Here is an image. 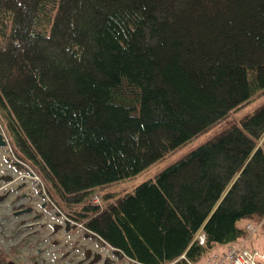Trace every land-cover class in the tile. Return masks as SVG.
Segmentation results:
<instances>
[{"label": "trees", "instance_id": "obj_1", "mask_svg": "<svg viewBox=\"0 0 264 264\" xmlns=\"http://www.w3.org/2000/svg\"><path fill=\"white\" fill-rule=\"evenodd\" d=\"M262 89L264 0H0V109L15 154L68 217L134 264L201 259L264 215V141L252 154L264 100L105 206L92 190L137 175ZM201 228L205 244L193 241ZM9 257L1 250L0 264Z\"/></svg>", "mask_w": 264, "mask_h": 264}, {"label": "rangeland", "instance_id": "obj_2", "mask_svg": "<svg viewBox=\"0 0 264 264\" xmlns=\"http://www.w3.org/2000/svg\"><path fill=\"white\" fill-rule=\"evenodd\" d=\"M263 100L264 89L231 109L208 128L149 165L137 175L98 186L92 190L90 195L93 198L95 195L101 197L98 201L101 200L100 203L105 206L106 194L116 196L132 190L137 183L154 176L166 165L215 133L231 123L239 122L242 116L252 111ZM0 132L4 133L7 141L5 145H0V184L7 182L1 176L11 175L12 178L11 182L0 190V194H5L4 199H0V248L9 253V259H14L17 264H85L86 261L83 258L85 252L90 249L94 252L109 253L111 257L105 256L108 263L104 261V264H132V261L125 256L116 258L115 252L111 251L109 245L103 243L99 237L88 234L83 226L65 228L64 214L66 206L64 207L60 203L57 193L50 187L47 179L42 178L41 173H39L40 178H37L36 175L32 176L29 173L30 170L36 172L38 170L30 163L23 166L16 164L18 158L13 152V136L8 127L5 112L1 109ZM241 172L236 173L229 185L234 184ZM24 174L28 175L24 176ZM27 207H30V209H26ZM247 222L254 225L255 229L252 231L247 229L245 236L240 238L237 243L244 244L251 249L258 248L264 251V215L250 220L245 218L240 220L239 223L245 226ZM262 222L263 224H261ZM200 230H203V228ZM223 247L225 245L221 244L217 245L215 249ZM114 258L117 260L113 261Z\"/></svg>", "mask_w": 264, "mask_h": 264}, {"label": "built area", "instance_id": "obj_3", "mask_svg": "<svg viewBox=\"0 0 264 264\" xmlns=\"http://www.w3.org/2000/svg\"><path fill=\"white\" fill-rule=\"evenodd\" d=\"M203 241V238H202ZM264 254L230 246L221 253L213 254L208 260L200 264H263ZM192 264V263H191Z\"/></svg>", "mask_w": 264, "mask_h": 264}, {"label": "water", "instance_id": "obj_4", "mask_svg": "<svg viewBox=\"0 0 264 264\" xmlns=\"http://www.w3.org/2000/svg\"><path fill=\"white\" fill-rule=\"evenodd\" d=\"M6 143H7V141H6V139H5L4 133H3V132H0V144H1V145H5ZM258 147H259V145L256 146V148L254 149V151L252 152V154L255 152V150H256ZM252 154L250 155V157L252 156ZM250 157H249V158H250ZM249 158H248V159H249ZM16 163L18 164L19 162L17 161ZM244 166H245V164L242 166V168L239 170V172L243 170ZM1 177H4L5 179H11V175H3V176H1ZM232 183H233V182H232ZM230 187H231V185H229V186L227 187V189H226L225 192L223 193L222 197H221V198L219 199V201L216 203L215 207L213 208V212H214L215 209L218 207V205L220 204L221 200L224 198V196L226 195V193L228 192V190L230 189ZM3 197H4V195H0V198H3ZM213 212H212V213H213ZM65 222H66V228H67V229H69L71 226H72V227H76V224H73V225L70 224V220H69L68 218H66ZM115 252L118 253V254H120V250H119V249H116ZM90 254H91V251H88V252L86 253V257H89ZM98 258H99V253L96 254L95 257H94V258H93L88 264H93L95 261H97ZM9 264H16V262L13 261V260H10V261H9Z\"/></svg>", "mask_w": 264, "mask_h": 264}, {"label": "bare ground", "instance_id": "obj_5", "mask_svg": "<svg viewBox=\"0 0 264 264\" xmlns=\"http://www.w3.org/2000/svg\"><path fill=\"white\" fill-rule=\"evenodd\" d=\"M3 148V147H2ZM8 151V150H7ZM7 153V152H6ZM18 176V175H17ZM25 176V175H24ZM27 176V175H26ZM19 177H21L20 175H19Z\"/></svg>", "mask_w": 264, "mask_h": 264}]
</instances>
